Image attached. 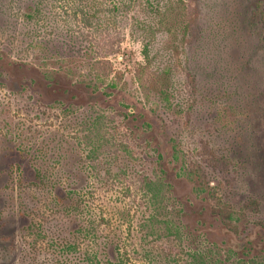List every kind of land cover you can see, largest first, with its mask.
<instances>
[{
	"label": "rangeland",
	"instance_id": "obj_1",
	"mask_svg": "<svg viewBox=\"0 0 264 264\" xmlns=\"http://www.w3.org/2000/svg\"><path fill=\"white\" fill-rule=\"evenodd\" d=\"M231 1L203 0L202 12L210 15ZM54 2L73 11L71 18L55 4L56 22L48 11L33 22L40 28L34 42L23 22L25 2L15 10L17 38L0 51V205H8L10 222L0 235L15 234L17 241L9 264H19L22 230L29 224L22 204L26 211L35 203L54 207L51 191L19 188L17 167L26 183L34 182V170L61 182L58 191L83 193L94 183V213L108 221L103 232L127 237L132 263L174 264L155 244L157 224L150 216L157 204L140 191L119 193L122 182L102 185L90 177L86 156L81 163L82 150L92 146L83 137L91 136L95 118L106 121L95 136L116 130L134 154L115 165L165 184L160 206L181 209L185 249L213 245L220 252L211 259L217 264L264 260V63L257 57L247 64L258 43L252 27L234 24L232 11L221 9L210 32L192 44L184 31L193 14L190 0H87L86 13H94L88 23L78 1L71 7ZM237 2L244 7L246 0ZM114 4L120 6L115 14ZM9 30L4 38L14 33ZM232 30L236 35L228 34ZM191 63L210 75L199 77L197 91L185 71ZM233 107L238 121L217 134V112ZM221 157L228 168L213 165ZM220 211L232 218L235 233Z\"/></svg>",
	"mask_w": 264,
	"mask_h": 264
},
{
	"label": "trees",
	"instance_id": "obj_2",
	"mask_svg": "<svg viewBox=\"0 0 264 264\" xmlns=\"http://www.w3.org/2000/svg\"><path fill=\"white\" fill-rule=\"evenodd\" d=\"M59 1H63L69 7L75 5V1H78L77 4H81L79 7L85 11V23H88L92 19V15H94V13L89 15L86 13V10L91 8L90 6H85L87 0ZM25 2H28L26 9L29 11L23 14V22L26 29H29L31 26L33 27V22L39 23L42 15H45L47 11L50 19L52 18L56 22L55 17L57 12H54L55 4H58V9L62 8L64 10L66 18L70 19L71 17L68 16H71L73 13L66 5L62 7L60 3L54 2V0H0V51L5 48V41L7 39L14 42L17 38V34H15L17 33L15 32L17 28L14 26V20L17 19L15 10H20ZM189 3L193 6H190ZM188 6L192 8L193 12L184 28L188 42L192 44L198 43L205 32H210L219 11L221 9L223 11L229 10L232 11L229 18L234 20V24L240 22L244 27L250 25L252 27L250 34L258 36V43L255 46L257 47L256 51L252 52L249 56L247 64L257 57H261L264 63V0H246L244 7H242V4L238 5L237 0H232L227 6L218 4L216 8L210 11V15H204L202 12L204 7H206L203 0H190ZM119 8V5L114 4L110 11L115 14L120 10ZM112 16L114 18L113 14ZM221 18H224V16H221ZM200 21H203V25H200ZM204 22H206L205 25ZM6 30L14 33H9L4 38ZM227 32L228 34L236 35L233 30L232 32ZM27 34L30 35L32 41L37 42L40 28L29 29V31L27 30ZM92 44L90 41L89 46H92ZM35 46L39 45L35 43ZM104 63L101 62V64ZM186 68L185 71L188 74L190 85L197 91L196 84L198 85L199 83V77L210 75L205 74L200 69L201 67H197V65L192 63L186 65ZM217 77L220 80L221 74H217ZM219 103L222 102L220 101ZM225 109L217 112L216 118L218 121L216 123L220 128V130H216L217 134H222L228 127L234 126L238 121L236 118H239V113L234 107L229 110ZM228 115L232 118H227ZM105 123L106 121H102V118H95L93 123L88 126V129H90L89 135L91 136L85 137L84 135L83 137V140L89 143V147L92 145L90 149L85 150L84 148L82 150L81 161L85 166L86 156V164L91 173L90 177L97 179L102 185L106 183V185H110L111 187H117L122 182L123 186L119 190V193L128 196L133 191H140L146 196L147 200L157 204V206L151 209L153 213L150 216L151 221L154 220V223L157 224L154 240L155 244L160 248V254L171 258V263L217 264L212 262L211 259L215 255L218 256L220 252L215 250L213 245L201 246L196 250L185 249L182 246L180 237L182 236V225L179 221L182 211L178 209L169 212L167 207L160 206L161 201L164 202L165 200L163 199L165 184L160 178H158L159 180H151L142 175V173H136L129 167H118L115 165L114 162L119 161L121 157L122 159H131L134 154L129 151L130 146L127 142L120 140L122 137L116 134V130L113 134H109L108 137L102 134L95 136L94 129L100 124ZM216 138L219 140L221 136L216 135ZM212 163L215 167L223 169L229 167L227 160L223 157L212 159ZM114 169L117 170L114 171ZM17 170H19L17 182L19 181L18 184L21 190L32 187L37 191L41 189L51 191L53 194L48 203H53L54 205L52 207L50 204H47L44 209H40L35 203L33 206H29L26 211L22 204L21 213L23 216L29 217V224L22 230L19 264H76L77 261L83 264H133L131 253L127 249V243H129L127 237H124L122 240L114 239L111 232H103V230H106L103 227L105 224L108 226V221L102 216H99V219H97V213H94L93 195L94 191L97 190V186L94 183H90L83 193L77 192L72 188L58 191L57 189L60 188V184L62 183L50 182V179L46 180L42 171L34 170V182H28V184L25 182V175L21 167H17ZM6 189H8V186H5L2 190ZM0 201H3L1 196ZM8 211V205L5 203L3 206L0 205V231L10 229L9 218H6V215L9 217V214H6ZM225 213L226 211H223L222 215V211H220L223 222L230 231L235 233L234 226L229 222L232 218L230 216L226 217ZM230 213L228 210V215ZM16 245L15 234L3 232L0 235V264L10 263V260L16 254ZM111 251H113V256L109 255ZM247 262L239 260L236 264H246ZM247 264H264V260L251 259Z\"/></svg>",
	"mask_w": 264,
	"mask_h": 264
}]
</instances>
